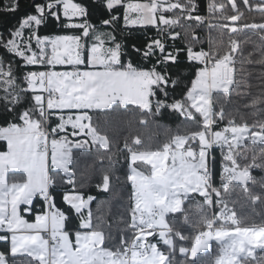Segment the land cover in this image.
<instances>
[{
  "label": "snow or ice",
  "instance_id": "obj_1",
  "mask_svg": "<svg viewBox=\"0 0 264 264\" xmlns=\"http://www.w3.org/2000/svg\"><path fill=\"white\" fill-rule=\"evenodd\" d=\"M93 3L101 13L96 22L87 5L33 0L18 26L0 33L9 57H0V241L7 244L0 264H264L256 255L264 249V220L239 218L229 207L236 200L228 199L264 204V110L257 108L264 92L244 104L251 123L228 107L238 103L233 97L251 95L241 90L251 85L237 69L242 45L251 43L260 55L255 63L264 66V0H210L208 17L197 0ZM4 7L20 12L21 0ZM246 12L259 20L246 21ZM49 23L75 34L41 35ZM129 25L151 26L156 34L127 45L118 32L130 34ZM204 25L220 33L209 36L207 50L198 34ZM247 30L259 44L239 38ZM166 114L181 125L166 130L163 142L133 134L136 124L159 127ZM123 128L128 135L110 138ZM93 149L108 161L98 190L109 192L126 165L118 242L113 226L93 215L95 197L77 184L76 158ZM57 195L66 209L57 207Z\"/></svg>",
  "mask_w": 264,
  "mask_h": 264
},
{
  "label": "trees",
  "instance_id": "obj_2",
  "mask_svg": "<svg viewBox=\"0 0 264 264\" xmlns=\"http://www.w3.org/2000/svg\"><path fill=\"white\" fill-rule=\"evenodd\" d=\"M128 0H125V3ZM132 1H141V2H149V0H132ZM9 0H0V33L7 35L9 29L16 28L19 24L21 16L31 10V5L33 0H21V11L12 13L5 10L4 5H6ZM74 3L83 4L89 6L90 9V18L93 22L97 21V17L101 15L100 12L97 11L96 6L93 3V0H72ZM210 0H197L199 4V14L205 17L209 16L207 11V5ZM227 4V0H224ZM117 12L121 16V25L124 24L123 21V13L124 8H118ZM256 17L259 20V17L255 13H245V19L248 22H251L253 17ZM131 33L118 32V38L123 37V42L127 45H131L133 43L140 45L143 44L144 41L149 36L155 35V29L151 26H139V27H130ZM63 35V34H75V30L72 29H62L58 25L54 23H49L46 27L41 28V35ZM198 34L201 39L205 41L203 47L207 50L209 45L207 43L208 37L211 35L212 37L218 38L219 37V30L218 29H208L207 25L201 26L198 28ZM229 38V34L225 32L224 40L227 42ZM239 38L242 41H255L259 44L258 34L253 32L252 30H247L243 33L239 34ZM244 48L245 55L240 58L237 69L239 70L240 76L243 80L247 81L248 84L251 85L248 89H241L242 91H249L251 93L250 96H246L244 98H236L233 97L234 100H237V104L229 105L230 109L239 108V110L245 115L248 121L251 123L253 117L251 115V109L245 108L244 104L250 103L251 99L258 96L261 92H264V66L255 63V61L260 59V55L258 52L253 50V46L251 43H245L242 45ZM199 47V45H197ZM131 52V49L129 48ZM249 52H253L252 57L250 59L253 61L252 64H249L247 61L249 57L247 54ZM0 57H4L5 59H9L7 55L4 53L3 49H0ZM133 60L136 59L135 55H132ZM127 59V58H126ZM66 68H57V70H65ZM70 69V68H69ZM185 79L184 84L190 86V79L192 78V73L188 70H185L184 73ZM258 109L264 110V104L258 105ZM159 127H154L151 124L145 128L139 124H136L132 132L136 134L137 132H143L144 136L142 139L145 143H148L149 138L153 143L163 142L166 138V132L161 136L157 135L158 128L160 130L161 127L171 129L172 132H176L178 127L181 125V118L172 116V115H165L162 118H159ZM129 129L123 128L120 131H110L109 135L110 138L115 140L116 138H122L128 135ZM3 144L0 142V149H2ZM105 150H101L103 153ZM215 157V163L213 165V170L215 173V180L216 183L219 184L220 181V174L222 170V161H221V154L220 151L217 149L213 152ZM76 165V173H77V184L84 183L86 186L83 189L85 195H92L95 199L92 202L91 209L94 216L103 217L107 224L113 226V232L116 236L117 242L119 241V232L116 231L117 228H123L124 225L122 223H118L120 220L121 214L123 213L124 205L127 203V188L124 187L125 181V173H126V165L121 163L118 171V175H120L121 180L119 182L113 180L112 188L109 192H104L98 190L96 184L100 182L101 175L104 169L108 167L107 160H99L97 159V153L95 149L88 153L80 154L75 161ZM84 173V176L81 177V173ZM252 175L259 178L262 173L258 170H253ZM238 190V189H237ZM231 200H236L235 204L229 203V207L232 208L239 218H249L250 220H255L257 223L264 220V204H260L257 202L256 204L251 203L246 199L238 198L237 196L233 195L228 198ZM56 205L57 207L63 209L67 208V205L63 202L62 198L57 195L56 198ZM39 204L36 205V209L39 210ZM24 218L28 221L34 220V215L32 214H24ZM126 215V213H124ZM179 217V214H176ZM186 229L185 234L192 235V229L190 225L184 226ZM7 247V244L3 241H0V251L4 250ZM210 255V252L204 254V258L207 259ZM256 255L258 257H264V249L256 251ZM251 264V262H250Z\"/></svg>",
  "mask_w": 264,
  "mask_h": 264
},
{
  "label": "rangeland",
  "instance_id": "obj_3",
  "mask_svg": "<svg viewBox=\"0 0 264 264\" xmlns=\"http://www.w3.org/2000/svg\"><path fill=\"white\" fill-rule=\"evenodd\" d=\"M127 2H131V3H147V2L132 1V0H128ZM127 2H126V3H127ZM130 15H131L132 17H135V16H136L135 13H131ZM139 26H140V25H129V27H139ZM208 38H209V37H208ZM57 68H70V66H60V65H58ZM61 71H63V70H61ZM166 130H168V128L161 127L160 130H159V128H158V132H155V133H157V135H160V134H161V136H162V135L166 132ZM149 239H152V238L150 237ZM211 243H212L213 246L216 245V242H215V241H212Z\"/></svg>",
  "mask_w": 264,
  "mask_h": 264
},
{
  "label": "crops",
  "instance_id": "obj_4",
  "mask_svg": "<svg viewBox=\"0 0 264 264\" xmlns=\"http://www.w3.org/2000/svg\"><path fill=\"white\" fill-rule=\"evenodd\" d=\"M24 214H28V213H24ZM29 222H34V220L33 221H29ZM258 250H261V249H256V251H258Z\"/></svg>",
  "mask_w": 264,
  "mask_h": 264
}]
</instances>
